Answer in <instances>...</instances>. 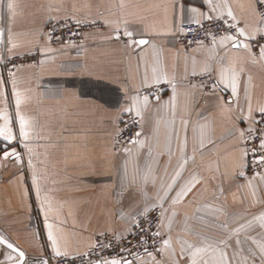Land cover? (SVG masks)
Segmentation results:
<instances>
[{
  "label": "crops",
  "instance_id": "1",
  "mask_svg": "<svg viewBox=\"0 0 264 264\" xmlns=\"http://www.w3.org/2000/svg\"><path fill=\"white\" fill-rule=\"evenodd\" d=\"M11 2L13 9L0 0V62L34 48L41 53L38 65L0 68V128L7 124L15 137H0V236L25 253L24 264L59 258L49 224L60 251L80 255L100 234L128 235L145 207L161 204L160 231L170 245L132 264H190L189 244L210 246L197 257L199 264H220L221 250L229 264H264V173L248 175L243 147L245 131L264 114V58L232 41L221 44L222 38L190 50L177 43L194 17L207 21L193 8L214 19L229 17L230 9L235 19L229 18L251 36L262 27L257 9L264 0ZM65 19L98 21L101 28L86 31L81 46L51 45L47 25ZM125 29L148 43L130 44ZM258 34L239 39L250 44ZM202 74L217 80L209 93L189 81ZM162 83L170 84L163 96L145 104L137 95ZM128 113L139 118L138 142L116 150ZM190 181L199 182L173 203ZM19 260L0 244V264Z\"/></svg>",
  "mask_w": 264,
  "mask_h": 264
},
{
  "label": "built area",
  "instance_id": "2",
  "mask_svg": "<svg viewBox=\"0 0 264 264\" xmlns=\"http://www.w3.org/2000/svg\"><path fill=\"white\" fill-rule=\"evenodd\" d=\"M257 11L261 18V15L264 14V2L259 4ZM225 20L227 24H225ZM77 21L65 19L50 22L46 28L49 43L51 45L67 43L81 46L86 31L101 28V23L98 21H80V23H77ZM228 24H232L235 27L228 28ZM201 25L194 23L185 24L182 27L183 31L177 36L178 45L183 49L190 50L196 46L210 45L226 35L238 34V25L227 16H223L222 20L212 19L201 22ZM261 26L264 27V24L261 23ZM213 37H215V41ZM250 45L252 50L259 51L261 45H264V34L259 33L254 40L250 41ZM40 62V50L39 48H34L27 53L3 57L0 62V68L12 72L22 66L38 65ZM189 81L201 85L205 93L211 92L217 86V80L212 74L193 76ZM169 90L170 84L162 83L146 87L138 91L137 95L140 98L145 96L155 98L165 95ZM256 119V126L246 130L243 136V147L247 158V173L251 176L264 173V163L257 162L264 155V149L259 147L263 139L264 114H259ZM138 127L139 118L136 115L132 113L123 115L119 133L114 141L115 149L120 150L134 145ZM150 209L145 216L139 215L137 217L135 226L128 235L100 234L96 237L93 248L80 255L59 257L56 259L55 264H102L105 260L111 259H120L121 262H125L134 260L146 252H158L167 239L166 235L160 231L163 219L160 215L162 209L161 207ZM137 224L139 225L138 227ZM157 232L160 234H150Z\"/></svg>",
  "mask_w": 264,
  "mask_h": 264
},
{
  "label": "snow or ice",
  "instance_id": "3",
  "mask_svg": "<svg viewBox=\"0 0 264 264\" xmlns=\"http://www.w3.org/2000/svg\"><path fill=\"white\" fill-rule=\"evenodd\" d=\"M205 2L207 4H209V5L212 4V0H205ZM8 7H9V9H13V7H14L13 3L11 2V0H9ZM212 10L216 11V8L214 7ZM191 11L193 13H196L197 15H204L205 19H207V20L214 19L213 17L207 16L204 13H200L199 10L196 9V8H193ZM227 15L229 17H232L233 19H235V17L233 16L232 11L230 9H229ZM215 19L222 20L223 16L220 15V16L216 17ZM260 19H261V23L264 24V14L261 15ZM224 22H225V24H227L226 20ZM77 23H80V21H77ZM189 23H194L196 25L202 26L200 19L195 18V17L192 20H190ZM233 27H235V26L232 25V24H228V28H233ZM181 31H183V29H181ZM256 32L264 34V27H258L251 36H249L246 33L244 28H239L237 30V33H238L237 35H226V36H224L221 39L220 43L223 44L225 41H232L234 47L244 48V49L250 51L251 50V45L248 44V43H244L243 41H241L239 39V37H245L246 39L251 40V39L254 38ZM208 34H211V33H208ZM0 35H3V34L0 33ZM123 35L128 38L129 43L132 44V45L139 46V45H144V44L148 43L147 40L142 39V38L141 39H134L133 38L134 37V33L132 31L127 30V29H125V31L123 32ZM117 39H119V36H117ZM213 40L215 41V37H213ZM13 47H15V45H13ZM259 51H260L261 58H264V45H261ZM156 82L159 83L160 82V78H157ZM230 86L232 88V92L235 94L236 93V74L235 73H233V77H232V79L230 81ZM173 91H175V89H173ZM143 99H144V102L146 104L147 101H148V97L145 96ZM16 104H17V106L20 104L19 94H17ZM127 111H131V109H127ZM260 111L262 113H264V108H261ZM137 115H140L139 110H137ZM26 124H27V122L24 120V118L20 117V135L24 138V140H27V138H28V132L25 130L26 129ZM241 135H243V133H241ZM137 136H139V133H137ZM0 137H3V139L6 140V141H11V140L15 139V137L13 136L12 130L7 126V124H5L4 127L0 128ZM134 142H138V141H134ZM25 147H27V145H25ZM259 147L261 149H264V139L261 140ZM9 155L10 154L8 152H5V157L6 158ZM11 155L17 156V158H18V154L15 153V152H12ZM257 162L258 163H264V155H262ZM179 175H180V173L178 172L177 176H179ZM241 175H243V173H241ZM198 182L199 181H195V182H191L190 181L188 185L184 186L180 190V192L177 193L176 197L173 199V203L179 202L181 197H184L189 192H191L192 188L195 187V183H198ZM33 183L34 184L36 183L35 176H33ZM173 183H175V181H173ZM171 188H172V185H169V191L171 190ZM37 194H39V187L38 186H37ZM160 207L162 209L160 215H161V217H163V211H164L163 210V205L161 204ZM150 210H151L150 208L145 207V209L141 213H139L138 215L145 216ZM173 215H175V213H173ZM260 220L262 221L261 226L264 227V216L260 217ZM138 226L139 225L137 224V227ZM48 228H49L48 238L52 241V248H53L54 254L56 256H58V257L67 256L68 254L66 252L62 253L60 251L59 247H58L57 238L53 234V232L51 231L52 225L49 224ZM150 234L151 235H159L160 233L157 232V233H150ZM0 244H6L9 249H13V251L19 252V257L21 258V264H23V258L25 257V253L23 251L19 250L18 248H14L13 245L11 243H9L4 237H0ZM164 244L165 245H170V239L169 240H165ZM209 247L210 246H207V247H195V246L189 244L188 245V249H191L190 253H188L190 255V257H191L190 264H199V262L197 260V257L200 256L201 253L207 252L209 250ZM145 251H147V249H145ZM160 251H163V249H160ZM261 252H264V245L261 246ZM184 254H185V249L182 246L181 255H184ZM148 255L152 256V253H148ZM9 259H11V256H9ZM174 260H175V257H174ZM43 264H47V262L45 261V262H43ZM103 264H121V260L120 259L105 260L103 262ZM125 264H132V262L131 261H126ZM175 264H179V262L175 261ZM203 264H208V261H206V260L203 261ZM220 264H229V261H228V258H227V253L224 252L223 250L220 251Z\"/></svg>",
  "mask_w": 264,
  "mask_h": 264
},
{
  "label": "water",
  "instance_id": "4",
  "mask_svg": "<svg viewBox=\"0 0 264 264\" xmlns=\"http://www.w3.org/2000/svg\"><path fill=\"white\" fill-rule=\"evenodd\" d=\"M0 237H2V236H0ZM7 241H8V240H7ZM8 242H9V241H8ZM9 243H10V242H9ZM3 245L7 247L6 244H3ZM12 245H13V244H12ZM13 247L16 248L14 245H13ZM7 248H8V247H7ZM10 250L13 251V249H10ZM13 252H15L16 254L19 255V252H17V251H13ZM24 262H25V257L23 258V264H24ZM12 264H21V258H20V260H19L18 262H16V263H12Z\"/></svg>",
  "mask_w": 264,
  "mask_h": 264
}]
</instances>
